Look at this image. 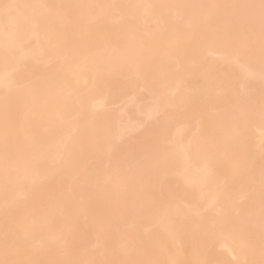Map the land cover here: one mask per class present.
<instances>
[{
  "label": "bare ground",
  "instance_id": "obj_1",
  "mask_svg": "<svg viewBox=\"0 0 264 264\" xmlns=\"http://www.w3.org/2000/svg\"><path fill=\"white\" fill-rule=\"evenodd\" d=\"M3 3L36 7L10 36L0 20V240L27 236L25 258L46 264L243 259L264 140L258 29L255 51L237 56L226 41L197 43L174 10L80 6L258 0ZM236 30L248 39L246 22ZM23 159L32 166L6 185Z\"/></svg>",
  "mask_w": 264,
  "mask_h": 264
},
{
  "label": "snow or ice",
  "instance_id": "obj_2",
  "mask_svg": "<svg viewBox=\"0 0 264 264\" xmlns=\"http://www.w3.org/2000/svg\"><path fill=\"white\" fill-rule=\"evenodd\" d=\"M36 7V5L26 3H3L0 4V20L3 22V31L5 36L14 34L20 25L21 20L28 19L27 10ZM71 7V6H67ZM94 13H103L104 10L111 8H143L149 9H170L174 10L177 18L183 20L187 15L186 28L189 35L197 43H204L211 40H221L231 43L236 49V55L240 56L255 51L258 29V47L260 59V76L264 79V0H258V3H226V4H140V5H112V4H92L83 5ZM226 23H220V21ZM247 24L248 39L241 41L238 38L236 26L240 21ZM9 53L5 50V56ZM260 120L264 125V103L260 109ZM3 139L5 147V157L7 161L9 151V141L13 129L14 118L12 109L5 98L3 113ZM233 134H238L239 127L232 130ZM88 135V133H85ZM67 147V146H66ZM260 171L258 178V205L255 201L257 191V180L255 177L251 181V192L253 194L252 206L247 213L246 226L243 235L237 240L243 259L235 260V264H264V140L260 146ZM70 162V150L66 156L62 155L57 164ZM156 167H162L159 161L154 162ZM32 166L30 159H23L16 163L11 170L6 166L5 181L14 180L21 170L27 171ZM31 249L27 246V236H21L19 233L5 232L0 240V264H46V262L25 258ZM259 252L260 259L254 257ZM68 264H77V262H68ZM100 264H145L132 260H112L100 262ZM147 264H161V262H147ZM195 264H212L211 261H197Z\"/></svg>",
  "mask_w": 264,
  "mask_h": 264
}]
</instances>
